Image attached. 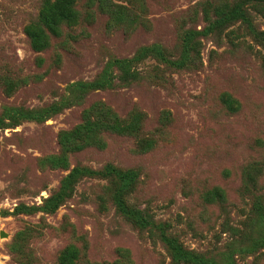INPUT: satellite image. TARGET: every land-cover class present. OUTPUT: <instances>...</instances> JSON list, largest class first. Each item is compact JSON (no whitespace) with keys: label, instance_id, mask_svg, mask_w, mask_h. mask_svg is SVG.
I'll return each mask as SVG.
<instances>
[{"label":"rangeland","instance_id":"374dc122","mask_svg":"<svg viewBox=\"0 0 264 264\" xmlns=\"http://www.w3.org/2000/svg\"><path fill=\"white\" fill-rule=\"evenodd\" d=\"M45 1L0 0V264H59L72 245L77 264H185L163 232L223 264H264V4L76 0L79 23L38 50L26 27ZM239 4L252 27L220 25ZM188 33L196 45L185 67L144 55L159 45L177 59ZM106 109L137 118L136 130L97 127L64 145L65 133ZM73 170L70 194L45 210ZM114 170L133 173L120 198L150 225L120 210ZM214 187L225 199L209 204Z\"/></svg>","mask_w":264,"mask_h":264},{"label":"trees","instance_id":"16d2710c","mask_svg":"<svg viewBox=\"0 0 264 264\" xmlns=\"http://www.w3.org/2000/svg\"><path fill=\"white\" fill-rule=\"evenodd\" d=\"M101 3H105V0H100ZM246 3V2H245ZM260 3L264 4V0H260ZM244 4V3H243ZM243 5L239 4L234 10L226 15L222 16L221 19L218 20L220 25H225L226 23L233 22L238 19H242L249 23V26L252 27L250 22V18L247 14L244 13L242 9ZM80 21V13L76 7V0H46L44 5L40 11L39 20L37 22L30 23L26 27V33L29 35L31 39L32 46L35 49L41 50L46 48L50 42V34L57 36L61 33V26L63 24L67 25H76ZM257 36L261 42H264V31L258 32ZM195 34L188 33L184 39V50L182 55L177 58L173 59L166 55L163 48L159 45H154L150 48L144 50V55H149V53H154L158 59L161 61L167 62L170 65L182 68L185 67L186 64L192 58V50L195 47ZM116 64L118 65L119 69L122 71L121 77H132L129 70V64L126 60H117ZM108 71L105 72V77H107ZM104 76V75H103ZM103 78V80L105 79ZM101 81H93L89 83H82L79 85L80 88H91L94 85L103 83ZM223 99L225 103L229 106L230 109H233L234 100L230 98L228 95H224ZM53 108L47 110V113H51ZM21 117L26 118H39L41 119V114L36 111H21L19 114ZM88 116V114H87ZM45 117V116H43ZM138 119L135 118L133 121H124L120 117L117 116L114 112H111L109 109H106L104 112H100L97 114L96 120H91L90 117L84 122V124L77 127L75 130L71 132H67L64 134L63 142L64 145H70L73 142V138L75 136H87L94 128L97 127H105L111 131H125L130 130L134 131L137 128ZM64 161V159H63ZM53 162L58 165L61 160L60 159H53ZM112 171V168L109 172ZM118 172L123 184L119 190V195L117 196L118 205L120 210L125 213L126 215L134 218L136 222L142 226L146 227L150 225L152 222L150 218L141 210L134 209L128 207L123 200L120 198V193L122 192V188L126 187L131 180L132 172ZM77 170H73L70 172L68 176L63 181V184L59 191L50 195L45 200L44 209L49 212H55L65 201L66 197L70 194V189L74 183V176H76ZM204 199L207 203L212 204L215 202H221L225 199V192L221 187H214L213 189L206 192ZM257 210L259 211L263 206L260 200H257L255 204ZM163 240L167 244L168 248L172 252V256L174 260L180 263L185 264H223L217 262L216 260L209 259L201 254L196 253L193 250L185 248L176 237L170 236L167 233L163 232ZM259 245H264V239L258 241ZM79 257V251L76 246H68L62 252L59 258V264H77Z\"/></svg>","mask_w":264,"mask_h":264},{"label":"water","instance_id":"95a60500","mask_svg":"<svg viewBox=\"0 0 264 264\" xmlns=\"http://www.w3.org/2000/svg\"><path fill=\"white\" fill-rule=\"evenodd\" d=\"M2 236H4L5 235V233L4 232H2V234H1Z\"/></svg>","mask_w":264,"mask_h":264}]
</instances>
